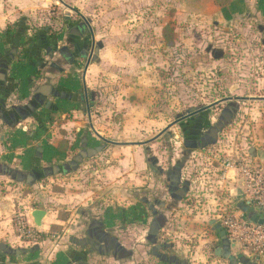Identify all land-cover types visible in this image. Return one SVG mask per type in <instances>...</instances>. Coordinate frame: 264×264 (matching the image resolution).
<instances>
[{"label": "rangeland", "instance_id": "obj_1", "mask_svg": "<svg viewBox=\"0 0 264 264\" xmlns=\"http://www.w3.org/2000/svg\"><path fill=\"white\" fill-rule=\"evenodd\" d=\"M56 2L9 36L22 40L26 66L40 59V72L52 70L53 59L63 61L65 54L75 59L68 71L79 79L76 94L84 101L52 113L43 106L34 120H42L40 125L51 131L54 145L61 137L67 140L61 148L70 161L84 150L86 137L90 148L103 143L102 138L112 143L85 159L77 171L43 177L34 185L0 178L1 201L11 210L17 238L15 249L44 240L60 242L67 225H86L83 213L88 219L100 218L106 210L111 239L130 249L142 240L141 247L150 252L155 244L150 242L151 225L158 222L155 239L161 255L153 256L158 264H183L185 258L190 264H204L195 257L201 249L208 253V263L229 264L217 258L214 249L222 244L220 230L229 229L226 219L241 215L243 200L236 201L230 192L236 184H225L230 179L223 178L220 163L234 158L236 149L242 153L241 143H250L256 135L259 121L254 117H259L261 106L252 107L245 98L264 95V19L223 15L233 0L224 7L216 0ZM15 49L20 51L19 46ZM224 95L236 99L226 103ZM251 108L255 114L249 120L246 112ZM198 109L206 110L205 124L214 137L219 130V139L188 151L182 119ZM67 120L82 127L62 129ZM231 120L221 127L222 121ZM107 171L115 172L117 180ZM37 209L68 224L50 226L48 232L39 228L42 234L35 239L20 238L18 217H25L27 226L37 231L32 218ZM210 236L213 240L206 242ZM170 244L174 250L166 247ZM179 246L187 248V256ZM241 255L256 258L241 246L232 249V256ZM111 257L119 261L117 249Z\"/></svg>", "mask_w": 264, "mask_h": 264}, {"label": "crops", "instance_id": "obj_2", "mask_svg": "<svg viewBox=\"0 0 264 264\" xmlns=\"http://www.w3.org/2000/svg\"><path fill=\"white\" fill-rule=\"evenodd\" d=\"M56 1L0 0V178H7L21 185L30 186L36 184L43 177L75 172L81 165L80 163L76 170L70 168L69 163L74 161L75 157L80 156L83 152L88 154L87 158L97 156L109 144L101 139L103 143H100L97 147L90 148L88 146L90 141L86 137L84 150L81 149V152L70 161L67 151L62 153L58 150L59 145L63 142L62 137L59 143L54 145L53 141H51L53 136H51V131H46L40 125L42 120H34L33 115L38 114L43 109V106H45L48 113H52L63 111L65 107L66 110H69L70 106L77 103L79 99L84 101L82 96L76 94L80 88L79 79H76V74L68 71L69 66L75 65V59H69L68 55L65 54L63 61L53 59V66L55 67L52 70L44 69L40 72L42 67L40 59H33L34 62L32 61L26 66L27 62L21 52L23 48L22 40H20L19 36L13 39L8 33L9 28H22L24 26L22 23L25 20L29 21L28 18H33L38 12L46 10L49 5H56ZM58 1L61 2V0ZM227 13L231 14V16H256L264 19V0H233L228 11H223V15ZM8 37L11 39H8ZM16 46L20 48L17 53H15ZM13 53L17 55L14 57ZM63 71L67 74H63ZM246 101L252 107L256 104L261 106V113H257L259 117L256 118V115L254 117V119L259 121V124L256 125V135L253 133V128L252 134L254 135L250 137V143H241L243 147L241 149L242 153H238L236 149L235 154L237 155L235 157L264 164V95L249 96ZM250 110L251 112H246V114L253 116L255 114L254 110L252 108ZM249 120H252V117ZM66 123L62 125V129L67 130L66 128L74 125L82 127V123L69 122L68 120ZM55 126L56 123L53 128ZM52 134H54V137L56 136L55 131ZM54 137L52 140H54ZM217 142L215 137L213 144ZM113 145L124 146V144L119 142H115ZM203 145L206 146L203 143L201 147ZM186 147L188 151L195 150L191 147ZM98 148L101 150L98 151ZM87 158H84L83 161ZM65 161L68 162L60 164ZM66 165L69 168L65 171L64 167ZM55 166L59 167L57 173L54 171ZM115 174V172L107 171V176H112L117 180ZM228 174H230V177L226 175V178L228 177L230 180H227L225 184H229L230 187L236 184L237 187L231 189L230 192L232 195L233 193L235 194L236 201L243 200L242 185L238 178V171L229 170ZM187 188L184 187L181 192H185ZM80 195L83 196L84 194H77L76 197ZM85 198L89 199V196L87 195ZM10 211L8 206L4 207L0 197V264H158L152 253V247L157 245V240L155 239L157 236L151 235L152 239H155V244H151L150 252L141 247L142 240L137 241V248H127L125 242L111 239V229L108 223L109 215H107L106 210L103 211L104 215L100 218L88 219V216L83 213L85 222H87L85 226L81 225V227L78 225L68 226L67 222L47 212V217L43 221V232H48L47 230L50 226L67 225L65 234L60 242L54 243L44 240L32 244L31 249L27 246L23 247V245H20L19 249H15L13 243L17 242V238L9 220ZM254 212L260 219L264 220V215L258 211ZM75 233L78 234L74 235ZM220 233L218 235L222 244L214 249V255L217 258L225 259L223 257L225 253L224 242ZM181 235L184 234L181 233ZM66 240L69 243H66ZM212 240L213 238L210 236L206 242ZM110 241L113 242L111 249L108 248ZM170 246L174 250V245H166L168 248ZM220 248L222 251L218 253ZM235 248H238V246L232 245L231 253L232 249ZM116 249L120 252L119 261L117 262L111 257V254ZM186 249L179 246V251L185 252V256L188 255ZM131 254L132 258L130 260L127 259L126 256ZM199 254L201 255L199 256ZM207 254L201 249V253L196 252L195 257L204 264H210L207 261ZM184 260L180 262L190 264L188 263L189 259H187L188 261L186 258ZM250 261L255 264L257 257L250 259Z\"/></svg>", "mask_w": 264, "mask_h": 264}, {"label": "built area", "instance_id": "obj_3", "mask_svg": "<svg viewBox=\"0 0 264 264\" xmlns=\"http://www.w3.org/2000/svg\"><path fill=\"white\" fill-rule=\"evenodd\" d=\"M220 164L223 178L229 170L238 171L242 185L243 207H249L250 210L264 215V164L241 157L224 159ZM241 211V215L228 217L225 221L229 228L225 229L228 239L233 246H241L255 253L259 263L264 262V225L252 222L248 214ZM17 226L20 238L35 239L42 234L35 225L37 231L30 229L23 216L18 217Z\"/></svg>", "mask_w": 264, "mask_h": 264}, {"label": "flooded vegetation", "instance_id": "obj_4", "mask_svg": "<svg viewBox=\"0 0 264 264\" xmlns=\"http://www.w3.org/2000/svg\"><path fill=\"white\" fill-rule=\"evenodd\" d=\"M222 99L223 100L226 99L225 102L228 103V102H232V100H234L236 98L225 97V98H222ZM242 100H244V99H242ZM216 102L217 101H215L214 103H216ZM217 104L218 103H216L214 105H216V106L220 105V104H218V105ZM204 111H206V110L198 109L196 111H192V112L187 113L186 115H184V117L182 119V123H183L182 124V131H183V134H184V137H185L184 146L186 145L188 147H191L192 149H201V148H206L208 146V144H213V141L215 140V137H214L215 134L213 135L211 133V129H210L211 126L210 125L206 126V124H205L206 120H205V117L203 115ZM230 113L233 115L232 111ZM227 117L229 118V117H231V115H228ZM231 122H232V120L230 121V123L229 122L227 123L226 121H222L221 127L224 126L223 125L224 123L228 124V125H231L232 124ZM221 130L222 129H220V132H221ZM218 131H217L216 142L218 141V139H219L218 136L220 134ZM203 143H205L206 146L203 145L201 147V145ZM186 146H185V148H187ZM169 174L172 175L171 172ZM171 180H173V179L171 178ZM172 191H174L173 194L175 196L179 197L178 192H177L176 189L172 190ZM155 205L159 206L161 204L156 202ZM151 211H152L153 214L155 213L154 207H151ZM112 247H113V242L110 241V244H109L108 248L111 249ZM164 248H165V246H164ZM172 249H173V247L170 246V250H172ZM119 253L120 252L118 251V254ZM175 263H178V261H176Z\"/></svg>", "mask_w": 264, "mask_h": 264}, {"label": "water", "instance_id": "obj_5", "mask_svg": "<svg viewBox=\"0 0 264 264\" xmlns=\"http://www.w3.org/2000/svg\"><path fill=\"white\" fill-rule=\"evenodd\" d=\"M89 65V62H88ZM87 65V66H88ZM213 106V105H212ZM103 141L107 142V143H112L104 138H102ZM145 143H142L141 145H144ZM101 149L98 148V151H100ZM88 154L83 152L80 156L75 157L74 161L70 162V168L73 170H76L79 166L80 163H82L84 158H87ZM69 168L68 165H66L64 167V170L66 171ZM54 171L57 173L59 171V167L55 166L54 167ZM242 210L248 214V218L251 219L252 222L258 223L260 225H264V220L260 219L256 213L252 210L249 209V207H244L242 208ZM47 211L43 210V209H37L34 210L32 212V218L34 221V224L37 228H42L43 227V221L46 219L47 217ZM159 230V225L157 222H153V224L151 225V229H150V234L152 236H155L158 233ZM221 237L223 238V242H224V250L225 253L223 255V257L225 259H227L229 261V264H254L250 261V259H247L246 257L241 256L239 259L235 258L234 256H232L231 253V247L232 244L230 243L228 236H227V232L225 230H221ZM151 243L155 242V239H150ZM158 248V249H157ZM159 246H154L152 247V253L154 254V256H158L160 257L161 254H159ZM222 249H218V253H221Z\"/></svg>", "mask_w": 264, "mask_h": 264}, {"label": "trees", "instance_id": "obj_6", "mask_svg": "<svg viewBox=\"0 0 264 264\" xmlns=\"http://www.w3.org/2000/svg\"><path fill=\"white\" fill-rule=\"evenodd\" d=\"M217 1V3H219L221 6H227V5H229L230 4V2H231V0H216ZM24 29V28H23ZM10 31H12V28H9V32L8 33H10ZM222 98H225V95L222 97ZM214 102V101H213ZM65 135V134H64ZM65 141V143H66V141L67 140H64ZM64 141L59 145V152H64L65 150L64 149H62L61 147H62V144H65L64 143ZM223 230V229H222ZM220 232H221V230H220Z\"/></svg>", "mask_w": 264, "mask_h": 264}]
</instances>
